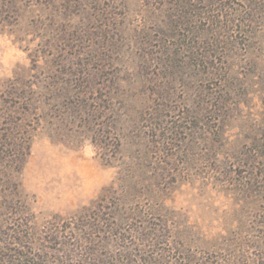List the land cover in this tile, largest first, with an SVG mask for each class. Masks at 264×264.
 <instances>
[{"label":"rangeland","instance_id":"1","mask_svg":"<svg viewBox=\"0 0 264 264\" xmlns=\"http://www.w3.org/2000/svg\"><path fill=\"white\" fill-rule=\"evenodd\" d=\"M0 264H264V0H0Z\"/></svg>","mask_w":264,"mask_h":264}]
</instances>
